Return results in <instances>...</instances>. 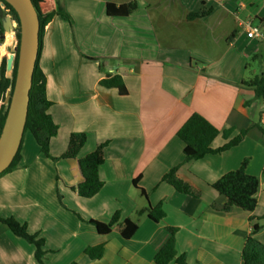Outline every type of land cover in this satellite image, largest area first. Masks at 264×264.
<instances>
[{"label": "crops", "instance_id": "0c3cea01", "mask_svg": "<svg viewBox=\"0 0 264 264\" xmlns=\"http://www.w3.org/2000/svg\"><path fill=\"white\" fill-rule=\"evenodd\" d=\"M213 2L233 19L218 15ZM94 3L76 2L79 11L75 16L71 11V30L59 17L52 19L43 34L38 65L52 102L49 113L58 126L49 142L50 156L65 152L71 133L86 135L78 157L106 142L98 168L103 186L91 198L77 196L66 185L73 181L71 165L44 157L35 141H23L16 169L0 177V216L12 217L43 239L44 264H154V255L168 237L167 227L177 228L176 254L184 255L188 264H243L241 251L253 224H263L254 237L264 245V219L257 220L264 216V136L255 126L264 127V100L243 84L262 72L261 65L259 73L244 78L248 60L264 52V9L248 10L242 0H186L188 15L210 10L191 22L186 19L185 30L196 28L191 36L197 40L196 46L186 47L181 42L189 38L185 32L177 37L170 31L160 40L154 23L139 15L142 1L127 17L106 16L107 2L96 12ZM64 9L69 11L66 5ZM236 14L252 26L251 19L258 21L255 27L262 29L263 37L247 38ZM217 26L218 45L213 40ZM6 42L14 43L11 38ZM106 73L122 77L125 95L99 85ZM193 113L219 131L232 128L230 138L241 130L247 133L228 151L184 162L176 132ZM225 142L219 135L211 146L216 149ZM245 159L246 172L259 182L256 208L251 213L213 209L224 197L210 184ZM174 167L179 178L200 192L198 198L161 180ZM158 205L164 218L157 223L137 213ZM115 212L119 223H137L130 239H122L116 230L99 235L85 222L107 223ZM97 245L104 246L103 256L90 260L84 248ZM34 251L32 244L0 223V264H39Z\"/></svg>", "mask_w": 264, "mask_h": 264}, {"label": "trees", "instance_id": "16d2710c", "mask_svg": "<svg viewBox=\"0 0 264 264\" xmlns=\"http://www.w3.org/2000/svg\"><path fill=\"white\" fill-rule=\"evenodd\" d=\"M3 2L5 7V13L10 15L12 20L16 23L14 29L15 46H14V58L13 67L10 77H6V64L7 59L5 56L0 61V101L5 99V95L9 92L11 95L16 63H17V48L19 40V24L15 11L10 5ZM33 7L38 15L39 20V51L36 61L34 73L32 76V85L29 91V103L28 112L24 128L23 137L26 132H29L34 141L39 147L40 153L50 158L52 161L65 160L71 165V174L73 181L66 184L67 187L77 196L82 198H91L96 195L103 186L102 181L98 177V168L103 163V150L107 143H101L96 148L83 157H78L79 151L86 142L85 133H71L68 137L67 147L63 154L59 157H51L49 153V142L57 135L58 126L54 123L49 109L52 106V102L48 100L46 96V78L41 71L38 60L42 49V38L46 27L51 23L54 17H59L61 20L71 24V18L67 14L58 0H31ZM137 10V2L132 1L129 3H122L116 5L112 2L105 4V14L108 17H127ZM210 13V10L203 13H190L188 19L200 18ZM4 34L0 22V44L3 42L1 37ZM102 62V61H100ZM104 64V63H103ZM102 66V63H100ZM247 87L253 88L254 96L256 99L264 100V71L253 78L244 81L243 83ZM99 85L104 88H114L118 91L119 95L126 94V88L123 79L120 75H110L106 73L105 77L99 81ZM9 103V100H8ZM8 104L3 105L0 110V132L4 123ZM262 135L264 136V127L257 123L255 125ZM232 128L219 131L211 123H209L204 117L197 113L191 114L188 119L177 130L176 136L183 143V155L184 162L196 161L202 159L208 154H219L230 150L237 146L245 137L247 130L239 131L235 136L231 137L233 133ZM221 136L226 142L219 148H212L211 144L217 136ZM18 149L10 166L0 174V177L16 169L20 159L21 145ZM248 159L242 161L240 166L232 171L223 174L220 178L210 184V187L218 194L224 197V202L221 205H212V208L220 212H230L232 209L237 208L244 212L251 213L256 208V193L258 190V179L255 176L249 175L246 172V166ZM177 167L170 169L163 175L162 181L171 185L177 192L192 197L198 198L200 192L192 187L190 184L182 180L177 175ZM262 177L264 179V170L262 171ZM59 178H56V181ZM138 179L133 180V185H137ZM141 194L144 196V192L141 190ZM58 201L62 204V197L57 193ZM138 214H146L147 217L157 223L164 218V212L161 206L148 207L143 210H139ZM80 218L77 214H75ZM119 213L115 212L111 220L107 223H102L95 220L85 221L88 225L94 227L95 231L99 235H107L112 230L118 231L120 237L124 240L130 239L138 229L136 222L125 219L122 222H118ZM254 217H250L252 221ZM81 219V218H80ZM0 223L5 225L15 236L24 239L26 242L32 244L35 248L34 257L39 264H44L43 257L44 251L42 247L44 245L43 239H38L37 235H31L26 230L25 224L18 223L12 217H1ZM261 229V226L253 224L250 229V233L245 239V244L241 251V259L243 264H264V245L260 243L254 236ZM168 237L160 249L153 257L154 264H169L174 261L175 264H188L184 255L177 256L175 249V234L177 228L167 227ZM84 254L90 260H99L104 253V246H86L84 248ZM70 264H79L77 262H71Z\"/></svg>", "mask_w": 264, "mask_h": 264}, {"label": "water", "instance_id": "95a60500", "mask_svg": "<svg viewBox=\"0 0 264 264\" xmlns=\"http://www.w3.org/2000/svg\"><path fill=\"white\" fill-rule=\"evenodd\" d=\"M15 11L19 24L17 63L13 89L8 97L9 103L0 132V174L12 163L20 147L29 103V91L32 85L39 51V20L31 0H2ZM0 22L4 30L1 37L13 34L9 17L0 11ZM16 50V48H15ZM8 62V61H7ZM12 69L6 64V77ZM8 93L6 94L7 97Z\"/></svg>", "mask_w": 264, "mask_h": 264}, {"label": "rangeland", "instance_id": "374dc122", "mask_svg": "<svg viewBox=\"0 0 264 264\" xmlns=\"http://www.w3.org/2000/svg\"><path fill=\"white\" fill-rule=\"evenodd\" d=\"M59 2H61V5L67 6V10L64 11L69 14L70 18H71V24L67 23L66 21H64V23L66 22V24L69 25L70 30L73 28L74 26V20L72 18L71 15V11L73 13V16H75V14H77V12L79 11V8L77 7L76 2H78L79 0H58ZM65 1V2H64ZM81 1V0H80ZM91 1V0H89ZM93 2H96V4L94 3V5H96V12H98V7H102L105 2H112V3H129L132 1H135L137 3L139 2H144L145 3V8L142 6V9L140 10L141 12L139 13V15H144L146 16L149 20H151L154 23V26L156 27L157 33L160 35V40L163 38V34H168L170 35V31L176 35L177 37H181V35L187 34L189 35V38L185 41H181L183 44L182 46H186V47H194L196 46V39L193 38L191 35L196 33V28H194L195 30H191L189 28H187L185 30V27L189 24L187 23L186 19L188 18V12L187 7H184V3L186 0H92ZM193 2H195L196 0H192ZM214 1V0H212ZM247 2L246 3V7L248 10H250L251 8H253L254 11H257L260 7V9H264V1L263 0H254L256 1L255 5L254 1L250 2L249 0H242ZM261 2V3H260ZM260 3V4H259ZM214 7V9L218 12V15L221 16H227L226 19H228L229 21H231L233 19V17L230 14H225L224 11L222 9L218 10V6L213 2L212 3ZM215 4V5H214ZM225 5V4H224ZM217 7V8H216ZM228 11H230V9H228ZM204 11H202L203 13ZM233 12V11H232ZM215 15L213 18V21H217L219 16ZM264 15V10L262 11V16ZM237 16V14H236ZM249 19V18H248ZM254 19V18H253ZM252 20L253 26H256L258 24V21L256 20ZM193 19H190L189 22H191ZM237 20H239L240 23H242V18L237 16ZM231 26H233V24H229ZM12 26V25H11ZM15 26H12L11 28L14 31ZM193 27H197V26H193ZM217 31L215 33L214 36V41L215 44L218 45V38L216 37V35H219V26L216 27ZM208 30V29H207ZM262 30V29H261ZM195 31V32H194ZM207 34V33H206ZM8 38V37H7ZM13 39V44H10L9 42L3 41L0 44V57H3V55L6 57L7 59V63L8 66L12 69L13 67V58H14V46H15V36L14 34L12 35L11 40ZM167 42V41H165ZM225 42V40L223 41ZM5 43V45H4ZM170 43V42H168ZM160 45H164L163 41L159 43ZM10 45V46H7ZM200 46V45H199ZM75 47V46H74ZM76 48V47H75ZM203 48V47H202ZM262 65V71H263V66H264V52L262 51L261 55L257 56L256 58H251L250 60H248L247 63V68H246V73L244 74V78H251L252 73H259L261 71L260 66ZM11 72V71H10ZM8 75H11L10 73ZM8 95L7 97H5L4 100L0 101V110L2 108L3 105H7L8 104V97H9V92H7ZM24 145L25 144H29V143H35L33 137L31 136V134L29 132H26L24 135ZM35 145V144H34ZM264 219V216L258 218L257 220L260 221ZM263 225L261 222H259V226ZM12 233V232H11Z\"/></svg>", "mask_w": 264, "mask_h": 264}, {"label": "built area", "instance_id": "2783aa9c", "mask_svg": "<svg viewBox=\"0 0 264 264\" xmlns=\"http://www.w3.org/2000/svg\"><path fill=\"white\" fill-rule=\"evenodd\" d=\"M0 11L2 12L3 16H7L10 19L12 26H15L14 21L12 20L11 16L5 13V7L3 2L0 1ZM239 26L243 29L246 34V37L249 39H259L263 37L262 31L259 27L252 26L248 21L239 23ZM13 34H6V38H12Z\"/></svg>", "mask_w": 264, "mask_h": 264}, {"label": "clouds", "instance_id": "9594fccd", "mask_svg": "<svg viewBox=\"0 0 264 264\" xmlns=\"http://www.w3.org/2000/svg\"><path fill=\"white\" fill-rule=\"evenodd\" d=\"M1 20V19H0ZM15 23V22H14ZM16 24V23H15ZM12 25V24H11ZM15 29V28H14ZM14 34V33H13ZM5 38H6V35H5ZM5 38H4V40L3 41H5ZM7 94V93H6ZM5 97H6V95H5Z\"/></svg>", "mask_w": 264, "mask_h": 264}, {"label": "bare ground", "instance_id": "6f19581e", "mask_svg": "<svg viewBox=\"0 0 264 264\" xmlns=\"http://www.w3.org/2000/svg\"><path fill=\"white\" fill-rule=\"evenodd\" d=\"M8 38H10V37H8Z\"/></svg>", "mask_w": 264, "mask_h": 264}]
</instances>
